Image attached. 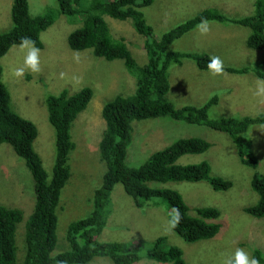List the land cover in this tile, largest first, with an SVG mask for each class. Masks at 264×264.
Masks as SVG:
<instances>
[{"label":"rangeland","instance_id":"374dc122","mask_svg":"<svg viewBox=\"0 0 264 264\" xmlns=\"http://www.w3.org/2000/svg\"><path fill=\"white\" fill-rule=\"evenodd\" d=\"M256 0H156L149 7L139 10L145 22L153 29L154 38L181 25L206 10L226 12L230 18L241 19L255 14ZM13 0H0V33L12 27L11 9ZM52 11L54 23L41 33V71H26L22 78L13 75V70L23 66L22 53L12 47L0 59L2 79L12 96L14 111L32 121L38 129L34 143L44 168L52 177L56 155V133L48 120L47 97L60 95L63 91L75 94L85 88L93 91L89 106L79 114L72 125L71 135L75 149L70 155L71 177L62 191L57 208V247L54 255L70 249L67 232L71 223L86 218L93 210V198L103 185L107 170L100 158L99 145L106 123L102 116L106 103L118 96L131 97L136 92L137 78L129 73L123 60L107 61L95 56L92 49L74 51L68 44L69 36L81 27V21L70 22L61 14L58 0H29L31 16H41ZM104 19L113 37L125 38L137 66L142 68L148 57L146 38L134 28L133 20ZM201 24L171 46V51L218 56L224 67H260L264 62V50L247 47L250 35L248 28L217 22H207L204 31ZM79 54V62L73 58ZM63 74V76L61 75ZM253 73L234 75L223 71L214 75L209 70H199L191 60L169 69L170 91L167 95L176 108L202 106L214 96L219 99L209 117L213 120L224 117L255 118L264 115V98L253 95ZM133 140L127 149V165L138 168L155 152L167 148L182 138H202L211 148L198 155L181 157L178 165H195L208 162L211 177L230 181L226 191H215L207 182H150L152 188H168L178 191L195 215L196 209L215 208L221 213L219 234L197 243H187L178 236L172 226L173 212L162 199L145 202L138 209L122 184H117L111 194L110 216L99 241L126 242L138 245L152 243L159 237L167 239L171 246L183 250L187 264H226L237 249H244L251 257L253 250L261 249L264 255V218L256 219L245 212L256 205L259 195L252 188L255 173L264 175V126L253 125L243 134L246 146L253 151L259 165L256 169L243 164L231 138L223 132L204 125H187L170 118L141 120L133 123ZM35 183L26 162L17 156L9 144L0 145V206L19 209L23 221L17 227L18 263L24 264L26 256L25 225L35 207ZM141 259L135 264L160 263L140 251ZM87 264H113L109 258H94Z\"/></svg>","mask_w":264,"mask_h":264},{"label":"trees","instance_id":"16d2710c","mask_svg":"<svg viewBox=\"0 0 264 264\" xmlns=\"http://www.w3.org/2000/svg\"><path fill=\"white\" fill-rule=\"evenodd\" d=\"M156 0H58L59 10L70 22L81 21V27L68 38L74 51L92 49L95 56L107 61L123 60L136 80V92L131 97L118 96L103 107L102 116L106 127L99 145L101 160L106 165L103 185L96 190L93 210L84 219L70 224L67 240L70 249L54 255L57 247V208L62 191L71 177L70 155L75 149L71 128L79 114L90 104L93 91L85 88L75 94L63 91L60 95L47 97L48 120L56 133V155L52 177L44 168L41 157L35 150L38 137L37 126L17 114L12 107V96L2 79L0 64V145L12 146L18 157L29 167L35 183V207L25 225L26 256L24 264H87L94 258H109L113 264H135L140 261L144 247L147 258L160 263L187 264L182 249L171 246L164 237L152 243L138 245L126 242L99 241L110 216L111 194L117 184H122L135 206L143 210L146 201L162 199L173 212L174 232L187 243H197L215 238L221 229L218 223L221 213L215 208L196 209L190 214L183 196L176 190L152 188L150 182H207L215 191H226L230 181L211 177L208 162L195 165H178L177 161L186 155L207 152L211 144L202 138H182L165 149L155 152L143 165L132 168L127 165V149L132 140L133 123L141 120L170 118L187 125H204L215 131L226 133L237 149L241 162L256 169L258 159L246 146L243 134L253 125L264 126V115L255 118L224 117L211 119V109L218 105L214 96L202 106L176 108L167 95L170 91L169 69L172 65H183L191 60L199 70H208L211 58L208 54L171 51L170 46L205 22L221 25H236L250 30L247 47L264 50V0H256L255 14L241 19L230 18L220 10H206L185 21L161 38L155 39L153 29L145 22L139 10L149 7ZM133 20L135 30L146 38L147 63L137 66L125 38H115L104 19ZM52 11L33 17L29 13V0H13L11 9L12 27L0 33V59L13 45L24 37H30L36 46L43 49L41 33L55 21ZM234 75H248L264 79V62L260 67L240 69L224 67ZM252 188L259 195L256 205L245 212L256 219L264 218V175L255 173ZM178 213V216H177ZM23 212L0 206V264H19L17 227L23 221ZM253 257L264 264L261 249L253 250Z\"/></svg>","mask_w":264,"mask_h":264},{"label":"clouds","instance_id":"9594fccd","mask_svg":"<svg viewBox=\"0 0 264 264\" xmlns=\"http://www.w3.org/2000/svg\"><path fill=\"white\" fill-rule=\"evenodd\" d=\"M206 24L207 22L201 26L204 31L207 30ZM13 47H18L22 53H25L23 57V66L13 70V75L15 77L22 78L26 71L33 73L41 71V49L36 46V42L33 39L24 37L20 40L18 45L14 44ZM73 58L76 62H79V54H75ZM207 68L214 75L222 74L224 71L223 61L218 56H213L210 58ZM61 75L63 76V74ZM253 95L257 98H264V79L259 78L256 80ZM226 264H259V261L251 257L244 249H237L234 257L230 258Z\"/></svg>","mask_w":264,"mask_h":264},{"label":"crops","instance_id":"0c3cea01","mask_svg":"<svg viewBox=\"0 0 264 264\" xmlns=\"http://www.w3.org/2000/svg\"><path fill=\"white\" fill-rule=\"evenodd\" d=\"M224 13H226V12H224Z\"/></svg>","mask_w":264,"mask_h":264}]
</instances>
